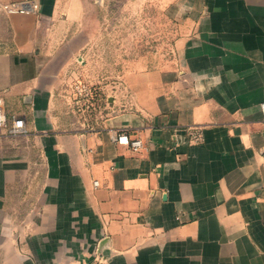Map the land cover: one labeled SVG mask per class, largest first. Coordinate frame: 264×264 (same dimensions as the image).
<instances>
[{"label": "crops", "instance_id": "obj_1", "mask_svg": "<svg viewBox=\"0 0 264 264\" xmlns=\"http://www.w3.org/2000/svg\"><path fill=\"white\" fill-rule=\"evenodd\" d=\"M82 2L0 7V264H264V0H181L169 56L124 66L79 128Z\"/></svg>", "mask_w": 264, "mask_h": 264}, {"label": "rangeland", "instance_id": "obj_2", "mask_svg": "<svg viewBox=\"0 0 264 264\" xmlns=\"http://www.w3.org/2000/svg\"><path fill=\"white\" fill-rule=\"evenodd\" d=\"M82 1L94 15L84 19L94 35L78 37L80 55L68 72L71 81L65 100L79 128L88 126L90 116L108 104L110 91L103 85L116 86L124 66L131 74L140 63L145 67L169 56L189 12L181 0L175 5L168 0ZM79 81L87 86L81 95L75 87ZM89 89L91 98L86 95Z\"/></svg>", "mask_w": 264, "mask_h": 264}, {"label": "built area", "instance_id": "obj_3", "mask_svg": "<svg viewBox=\"0 0 264 264\" xmlns=\"http://www.w3.org/2000/svg\"><path fill=\"white\" fill-rule=\"evenodd\" d=\"M0 7L8 13H23V14H36L40 10V0H9L5 2L0 1ZM77 92L81 95L83 90L87 89V86L82 84L80 81L75 84ZM89 97L92 96L91 89L86 92ZM262 114L264 116V101L260 104ZM8 124L7 115L4 107V99L0 95V127ZM11 130L13 133H26V121L22 117L14 118ZM191 137L194 141H202L203 131L201 128L195 127L190 132ZM116 141L122 144H128L133 149L138 150L143 146V140L141 138H131L126 131H122L115 137ZM95 185L99 184L98 180L94 181Z\"/></svg>", "mask_w": 264, "mask_h": 264}]
</instances>
